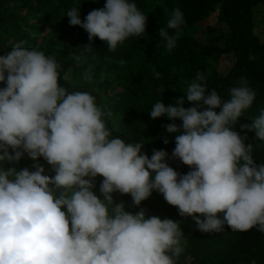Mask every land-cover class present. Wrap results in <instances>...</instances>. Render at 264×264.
I'll return each instance as SVG.
<instances>
[{
  "label": "clouds",
  "instance_id": "clouds-1",
  "mask_svg": "<svg viewBox=\"0 0 264 264\" xmlns=\"http://www.w3.org/2000/svg\"><path fill=\"white\" fill-rule=\"evenodd\" d=\"M65 16L110 51L143 36L148 19L135 0H106L83 20L80 7ZM183 23L176 8L159 29L168 51ZM22 43L0 54V83L6 85L0 88V264H176L185 243L179 222L127 211L115 203L116 192L130 194L139 206L157 191L201 232L218 233L227 224L264 234V164L255 162L246 135L234 130L255 99L246 82L230 88L222 102L197 73L175 105L160 100L151 106V118L173 121L167 133H180L172 156L191 168L182 175L166 162L167 151L153 149L149 158L144 143L112 136L105 123L111 113L96 97L70 92L60 83L69 76H61L58 61ZM185 97L192 107L183 106ZM242 128L264 142V110ZM25 153L33 161L42 157L55 174H44L39 163L34 171L6 167ZM97 176L103 177L100 197L92 191Z\"/></svg>",
  "mask_w": 264,
  "mask_h": 264
},
{
  "label": "trees",
  "instance_id": "trees-1",
  "mask_svg": "<svg viewBox=\"0 0 264 264\" xmlns=\"http://www.w3.org/2000/svg\"><path fill=\"white\" fill-rule=\"evenodd\" d=\"M105 2L0 0V54L23 42V47L53 56L61 66V76H69L67 81L60 80L63 86L70 92H90L97 104L111 113L105 123L112 136L144 143L149 158L153 149L167 151L166 162L182 175L191 168L172 156L175 136L180 133H167L165 126L173 121L151 118V106L160 100L166 106L175 105L197 73L206 77L207 89L217 90L222 102L230 99V88L244 81L255 91V99L238 118L234 130L246 135L255 162L264 164V142L242 128L264 110V0H135L148 18L145 34L129 37L111 51L99 38L90 41L88 33L80 26H71L70 18L65 16L70 8L80 7L83 20L90 11L103 8ZM176 8L183 13L184 23L175 48L168 51L158 31L166 28ZM204 30L210 35L206 44L198 37ZM168 31L175 34L174 30ZM85 47L93 51L85 53ZM5 86L0 83V88ZM183 106L193 105L185 97ZM175 123L180 126L182 121L177 119ZM164 138L169 143L165 144ZM26 156L18 163L6 161V167L28 169ZM36 162L45 168L44 174H55L42 157ZM102 180V176L94 180L92 191L98 197ZM112 195L116 204H125L127 211L143 210L146 216L179 222L185 243L176 264H264V234L255 228L240 232L225 224L221 232H201L191 216H180L177 207L168 204L157 191L139 206L133 205L130 194Z\"/></svg>",
  "mask_w": 264,
  "mask_h": 264
},
{
  "label": "rangeland",
  "instance_id": "rangeland-1",
  "mask_svg": "<svg viewBox=\"0 0 264 264\" xmlns=\"http://www.w3.org/2000/svg\"><path fill=\"white\" fill-rule=\"evenodd\" d=\"M198 37L201 40V42L204 43V44H206L207 41L210 39V35L206 33V30L200 32L199 35H198ZM25 161L28 162V169L31 170V171H34L35 169L33 168V165L35 163H38V162L33 161L28 156H26Z\"/></svg>",
  "mask_w": 264,
  "mask_h": 264
}]
</instances>
